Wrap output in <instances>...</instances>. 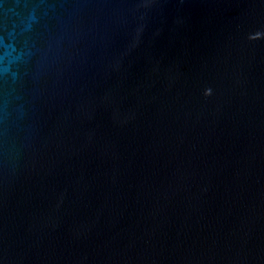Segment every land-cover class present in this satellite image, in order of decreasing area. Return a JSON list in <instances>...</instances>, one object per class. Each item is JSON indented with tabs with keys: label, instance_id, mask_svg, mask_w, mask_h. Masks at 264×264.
Wrapping results in <instances>:
<instances>
[{
	"label": "water",
	"instance_id": "water-1",
	"mask_svg": "<svg viewBox=\"0 0 264 264\" xmlns=\"http://www.w3.org/2000/svg\"><path fill=\"white\" fill-rule=\"evenodd\" d=\"M0 264H264V0H0Z\"/></svg>",
	"mask_w": 264,
	"mask_h": 264
}]
</instances>
